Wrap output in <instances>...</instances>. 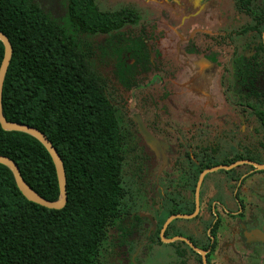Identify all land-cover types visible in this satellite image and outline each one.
I'll return each mask as SVG.
<instances>
[{
  "label": "trees",
  "instance_id": "trees-1",
  "mask_svg": "<svg viewBox=\"0 0 264 264\" xmlns=\"http://www.w3.org/2000/svg\"><path fill=\"white\" fill-rule=\"evenodd\" d=\"M65 1L66 16L60 24L33 0H0V31L13 46L3 87V115L48 137L64 163L68 195L61 210L30 202L12 171L0 164V264H103L107 244L118 251L126 247V255L147 242L149 249L168 248L167 264H189L191 258L201 264L200 255L185 242L163 244L160 231L170 216L193 213L196 184L204 170L242 157L264 163V89L255 84L259 74L264 77V0H235L237 11L253 21L235 33L243 39L241 44L256 51L248 57L246 46L236 47L232 79L226 88L223 85V93L216 82L215 89L210 85L209 76L183 84L180 75H191V70L182 63L172 90L175 100L190 112L187 122L175 124L163 115L157 83L140 84L138 72L122 81L120 90L101 66L107 52L132 48L128 39L140 14L131 8L102 11L96 0ZM3 57L0 41V66ZM189 64L196 73L195 64ZM132 89L154 91L139 97L143 127L136 119L125 125L113 102L114 92L130 94ZM212 103L228 112L227 121L220 126L217 119L208 123L207 117L195 124L194 113L211 110ZM230 116L238 127L227 125ZM233 130L249 136V148L234 157L227 151ZM0 155L17 163L38 194L58 200L54 163L36 138L0 125ZM148 161L160 165L158 178L140 183L137 191L147 194L149 211L134 215L128 204L133 187L124 177L125 167L140 178ZM212 194L210 187L206 194L201 192L196 218L175 219L165 232L166 238L182 236L209 251V264L222 223L212 210Z\"/></svg>",
  "mask_w": 264,
  "mask_h": 264
},
{
  "label": "rangeland",
  "instance_id": "rangeland-1",
  "mask_svg": "<svg viewBox=\"0 0 264 264\" xmlns=\"http://www.w3.org/2000/svg\"><path fill=\"white\" fill-rule=\"evenodd\" d=\"M40 8L47 13L52 19L62 24L66 16V1L65 0H33ZM96 4L102 11H116L123 8H131L136 10L141 15L140 23L134 27V29L140 31L143 28V34L147 35L146 38L135 36L130 38L129 44L132 46L125 50H113L104 54L101 66L109 74L111 82L115 84V87L121 89V81L126 82L127 77L133 72L142 76V79L138 80L140 84L153 80L155 77L159 78L157 85L160 84L162 76L155 74L153 66L155 61H162L167 59V55L173 57V36L170 35V30H175L181 36L182 44L180 49L186 53L202 55L195 43L196 39L201 37L202 33L208 31V14L212 15L209 11L215 13V17L224 16L227 20H231L234 17V9L231 0H96ZM217 15V16H216ZM184 20H187L184 23ZM133 29V30H134ZM141 34V33H140ZM166 53V54H165ZM221 53H209L206 55L210 59L209 65L202 62V58H198L193 61L196 69L189 64L193 60V56L184 55L182 59L185 61L183 65L191 70V75L187 73L184 76L181 74L179 80L184 84L189 80H195L196 77L204 74H209L216 65L214 57H220ZM183 71V67L180 66ZM193 68V69H192ZM215 76H212L211 84L215 89ZM214 79V80H213ZM145 80V81H143ZM164 97L169 94L165 89L162 90ZM156 93L158 90L155 91ZM146 93L153 94L152 89H148L147 92L136 93L132 91L130 94L122 91L114 92V103L120 109V117L125 125H129L130 121L137 118L141 113L139 107V97ZM121 94V97H120ZM160 94V93H159ZM148 95V96H149ZM158 95V93H157ZM146 98V97H145ZM154 104V102L152 103ZM147 109V108H146ZM220 112V111H219ZM218 113V112H217ZM213 115V112H211ZM206 114L202 115V119L206 120ZM214 118L213 116H211ZM226 115L221 114L218 116L220 122L223 123ZM219 122V123H220ZM220 123V124H221ZM222 126V125H220ZM139 155V154H138ZM142 159V158H141ZM139 156L137 162H141ZM132 162V161H131ZM160 165L155 161H148L144 166V173L140 178L133 176L132 171L128 169V165L125 167L124 177L126 178L128 185L132 188V201H128V204L132 205V214L148 213L147 208V194L144 192L139 194L137 189L140 188V183L147 184L153 179L158 178ZM243 169H240L236 175L242 174ZM212 182H218L217 197L228 208L236 209L232 197L233 186L230 183V175H226L223 171L217 174L208 175L203 182V188L208 189ZM139 194V195H138ZM246 229L240 231V239L243 241ZM253 238V237H252ZM242 242L241 245H242ZM107 244L102 260L103 264H167V247L162 246L157 248H144L141 250L139 256L136 258V263L133 261V254H124V249L118 251L119 248H113ZM245 246V245H243ZM255 245H247L246 250L253 248ZM117 250V251H116ZM224 252V251H223ZM225 262L219 257V264H250L241 256L235 254L232 248H229L223 253ZM166 262V263H165ZM189 264H199L194 258L190 259Z\"/></svg>",
  "mask_w": 264,
  "mask_h": 264
},
{
  "label": "flooded vegetation",
  "instance_id": "flooded-vegetation-1",
  "mask_svg": "<svg viewBox=\"0 0 264 264\" xmlns=\"http://www.w3.org/2000/svg\"><path fill=\"white\" fill-rule=\"evenodd\" d=\"M231 1L233 4V9H234V17L232 18V21L227 20L224 16L216 15L217 17H215V13L212 12L211 10L209 11L210 13H212V15L210 14L207 15L209 16V19L207 20L208 25H209L208 31L202 33L201 37H199L195 41V43H197V47L201 51L200 54L202 53V55L190 54V53H186L183 50H181L180 46L183 42L181 40L180 34L176 33L175 30L169 29L171 37L173 36V40H172V42L174 41L173 52L175 55H173V57H170L169 55L165 53L167 56V59L165 61L156 60L153 66L155 65L157 66L153 67V69L156 71L155 74L162 76V80L160 84L157 85L158 89H160L159 90L160 94L158 95L157 98L161 102L162 106L165 108L163 111L164 117L171 120L172 124L173 123L175 124L176 122L177 123L187 122L188 119L185 117H186L187 112H190L187 108H184L182 106V103L175 100L174 91L172 90V82H174V79H176L178 75V71L180 70V66H182V63L185 61L184 59H182L184 55H190V56L196 57L197 59L202 58V62L209 65L211 62H210V59L206 57V55H208L209 53H215L216 55V53H219V51L222 52L219 58L214 57L216 61V65L213 67L214 69L209 74L207 75L204 74L203 72L204 70L200 73L202 78H207L205 76H209L208 81H211L212 76H215L214 79H215V82L217 83L218 89L219 91H222V90H226L225 89L226 82L229 79H232V73L234 71V59H232V57L234 55L236 47L237 48L240 47L241 49L244 46H246L243 50H246L245 54L248 57L253 56L256 51L254 48L251 47V45H248V43L241 44L243 39L235 33L236 30L251 24L253 21L251 17H249L248 15L238 12L236 9L235 0H231ZM186 21L187 20H184V23H186ZM137 34L144 38L147 37V35L143 34V28L142 30L140 29V31L134 29L132 38H134L135 36L138 37ZM261 40H262V44L264 45V31L262 32ZM171 68H173L172 71L170 70ZM132 74H136V72L135 73L133 72ZM153 77H154V82L153 80L151 81L149 80L148 82H146V84L157 83L159 78L155 77V75ZM255 84L258 86V90L264 89V77H262L259 74L258 79L255 81ZM223 85L225 86V88H223ZM141 86L144 87V85H141ZM163 89H165L169 93L164 99H163L164 94L162 91ZM132 91H135V89H132L131 92ZM171 104H173L174 107L168 108L167 105H171ZM210 105L213 106L214 108V103ZM226 105L228 106V104ZM213 108H211V110L202 108L197 113H194L195 124H197V122L200 123V122L206 121L202 119V115L204 114H206L207 117L211 118L208 121V123H213L216 121V119L220 122V119L218 118V116L221 114H225L226 117H225L224 122L223 123L220 122L221 124H224L228 119V114H227L228 112L223 108H214V109ZM208 110L210 111V113H208ZM211 112H213V115L211 114ZM211 116H213L214 118H212ZM134 119L137 120V122L139 123L141 127L144 126L142 123L141 113L139 114L137 118H134ZM218 121L217 123L221 125ZM177 125L179 124H176V126ZM227 125L232 128L238 127V124H235V121L231 118V116L229 117ZM235 131L236 130H233L232 135L229 136V140L227 142V148H228L227 151L233 157L236 154H240L241 151L244 152L245 148L246 149L249 148L248 141H247L249 139V136L237 135ZM242 161H250L258 165H264V163L259 164L249 158L242 157L241 159H238L232 162L231 164H227V166H232ZM219 165H225V164H219ZM219 165H216V166H219ZM240 169H243L244 172L242 174L236 175L235 173H237ZM220 171H223V173H225L226 175H230V183L233 186L232 197H233L234 203L236 204V209L234 210L231 208L227 209V207L222 204V202L219 200V197L216 196L218 192V182H212L209 185L213 193L211 195L212 204H213L212 210H215L218 214V217L222 219L221 227L219 229L217 248H216L215 254L213 255V264H219L218 262L220 260L219 257H221L222 261L225 262L223 253L226 252L229 248H232L235 254L241 256L242 259L246 260L250 264H264V169H258L249 163H240L230 169H220L214 172L207 173L203 177L202 184L199 189L198 213L194 217L189 218V219L196 218L201 212V201H200L201 192L206 194V192L208 191L207 188L206 189L203 188L204 180L208 177V175L217 174ZM202 173L199 176L198 182L200 180ZM198 182L196 184V189H195V209L193 213L191 214H182V215H193L196 212V207H197L196 193H197ZM176 215H180V214H176ZM215 218L217 219L216 214H215ZM177 219H184V218H177ZM242 229L244 230L246 229V232L243 235L244 242H242L241 241L242 239L239 238L240 231ZM161 231H160L161 242L163 244L172 243V242H165L162 239ZM165 232L163 235L164 238H166ZM196 238L199 240L202 239L200 238V233L197 234ZM166 239H171V238H166ZM240 242H242V245ZM147 245H151V242H147L146 244H141L140 246H138L136 251L133 253V261L135 263H136V258L139 256L141 250L146 248ZM247 245H255V246L249 250H246ZM203 251L206 252V257H207V262H208V252L209 251H206V250H203ZM201 264H203L202 257H201Z\"/></svg>",
  "mask_w": 264,
  "mask_h": 264
},
{
  "label": "water",
  "instance_id": "water-1",
  "mask_svg": "<svg viewBox=\"0 0 264 264\" xmlns=\"http://www.w3.org/2000/svg\"><path fill=\"white\" fill-rule=\"evenodd\" d=\"M0 41L3 43V46H4V57H3V60H2L1 66H0V125L6 131H16V132H22V133L29 134V135L33 136L34 138H36L39 142H41V144L46 148V150L48 151V153H49V155H50V157L54 163L56 173H57L58 184H59V189H60V196H59L58 200H56V201L47 200L44 197H42L40 194H38L32 187H30L26 183L24 178L22 177L21 171H20L17 163L14 160H12L11 158L0 155V164L8 167L12 171L14 179L16 181V184H17L19 190L21 191L23 196L28 201L33 202L35 204H38V205L45 207L47 209L61 210L66 206L67 200H68L67 178H66V171H65L64 163H63L61 156L59 155L57 149L53 146L52 142L48 139V137L43 132H41L39 129L34 128L30 125H26V124H21V123H17V122H10L3 115V110H2L3 87H4L5 78H6L9 66L11 64L12 57H13V46H12L9 38L4 33H2L1 31H0ZM240 163H249L258 169H264V165H258L256 163H253L250 161H242ZM240 163H236L232 166H227V165L215 166V167L210 168V169H208L202 173L200 180L198 182V186H197L196 212L193 215H182V214H180V215L171 216L166 221V223L164 224L163 229L161 231V237L165 242H173L176 240L186 242L196 253L201 255L202 263L208 264L206 252L197 248L189 240H187L181 236L174 237L171 239H166V238H164L163 235H164L166 228L168 227V225L171 223L172 220L177 219V218L189 219V218L194 217L198 213V210H199V189H200V186L202 184L203 177L207 173L214 172V171H217L220 169H230V168H232V167H234Z\"/></svg>",
  "mask_w": 264,
  "mask_h": 264
}]
</instances>
